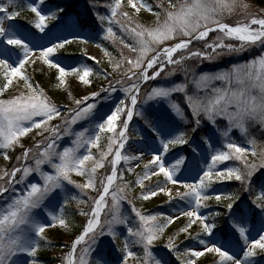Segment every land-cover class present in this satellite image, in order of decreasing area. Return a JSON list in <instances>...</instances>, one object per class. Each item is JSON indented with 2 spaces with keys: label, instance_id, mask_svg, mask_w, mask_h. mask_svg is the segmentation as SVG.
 I'll return each instance as SVG.
<instances>
[{
  "label": "snow or ice",
  "instance_id": "snow-or-ice-1",
  "mask_svg": "<svg viewBox=\"0 0 264 264\" xmlns=\"http://www.w3.org/2000/svg\"><path fill=\"white\" fill-rule=\"evenodd\" d=\"M126 4L131 11L125 10V0H109L103 5L106 15L93 4L103 33L96 48L103 52L109 71L98 69L100 59L86 52L95 64L63 63L67 57L58 53L78 38L75 34L74 39L37 42L32 29L45 33L50 21L63 22L69 15L65 8L56 5L52 10L47 0L0 3V157L9 162L10 153L20 149L15 165L0 167V264H39L42 246H51L46 233L57 228L71 232L77 214L85 222L70 247L65 245L69 250L61 264H114L108 246L120 253L115 264H172L171 257L179 264H198L206 253L214 254L212 264H254L258 251L264 253V143L251 137L249 128L258 124L264 133V8L251 12L246 0H156L154 4L126 0ZM24 11L33 15L28 21L31 28L17 24ZM142 11L151 15L150 22L141 19ZM104 41L114 46L117 55L103 46ZM195 44L202 47L194 48ZM246 52H252L253 58L233 62L226 70L201 68L197 73L183 67L194 58L212 62ZM37 62L39 71L50 79L51 70L55 72L49 90L34 79ZM169 66L173 67L166 72ZM177 68L185 72L183 83L167 79ZM101 75L106 87L83 91ZM149 81L157 86L147 93V100L166 101L169 108L159 110L149 104L137 111L141 85ZM74 86L82 91L79 98ZM49 91L64 92L66 102L57 104ZM117 91L124 97L100 114L98 105ZM174 94H180L181 100L173 102ZM134 116L142 121L140 139L152 153L141 174L134 172L132 162L139 168L144 149L129 144ZM81 121L88 126L81 124V130L75 131L73 125ZM177 121L183 123V130ZM222 121H227L221 132L226 143L217 149L214 145L219 141L214 138ZM233 129L245 137L244 144L231 139ZM69 136L70 145L63 146ZM26 138L30 144L24 143ZM185 145L191 148L187 155L182 154ZM204 145L211 150L210 157L202 151ZM178 147L181 152H172ZM136 151L140 154H133ZM226 161L238 164L220 170ZM126 172L135 180H127ZM192 173V182H187ZM152 177L163 180L147 187L145 181ZM224 181L238 182L240 191L253 196L251 202L237 194H209L210 189L215 191L214 184ZM136 187L139 194L129 199ZM74 191L79 194L73 195ZM161 193L169 203L183 201L185 208L177 215H164L146 212L134 202ZM213 199L217 204L227 201L226 223L231 221L228 234L219 238L215 220L220 213L210 218L200 211ZM72 203L75 210L70 209ZM250 213L262 219L255 236L246 226ZM181 217L187 218L184 226L166 235ZM194 226L199 231L192 235ZM181 235L196 246L186 245L181 251ZM229 235L237 244L243 241L239 251ZM165 237L158 252L157 242Z\"/></svg>",
  "mask_w": 264,
  "mask_h": 264
},
{
  "label": "rangeland",
  "instance_id": "rangeland-1",
  "mask_svg": "<svg viewBox=\"0 0 264 264\" xmlns=\"http://www.w3.org/2000/svg\"><path fill=\"white\" fill-rule=\"evenodd\" d=\"M6 2V0H0V3H4ZM126 3V0H125ZM33 18V15L30 12L24 11L21 14V17L18 18L17 20V24L18 26H26L31 28L30 25H28V21L31 20ZM141 18L145 19V20H149L151 21L152 17L149 13H145V12H141ZM21 22V23H19ZM77 30V25L73 20H69V19H65L63 22L58 21V20H53L49 22V28L45 30V33H39L37 30L32 29L33 32L36 33V39L37 42L40 44H48L50 40H56L57 37H64L67 36L69 39H74V35L76 37H78L77 39H74V42L71 45L66 46L65 50H62L60 53H58V55L60 56H64L67 57V59H65L63 61L64 64H76L77 62H84V63H88L89 65H93L95 64V61L92 60H88L87 56L85 55V52L88 55H92L93 56V51L96 48V44L89 41L88 39H86L85 37H82L81 35H79V32L76 31ZM71 32L68 34V32ZM211 37V36H210ZM88 40L87 44H83L80 43V40ZM100 50V49H99ZM100 52L102 53V56L98 57L97 59H100L101 63L99 65H96V67L98 69H108L110 71L108 62L106 59L103 58V52L100 50ZM256 52H259V49L256 50ZM253 58V53L252 52H246V53H241L239 55L236 56H228V57H223L219 60H215L212 62L209 61H204L205 64H210L212 67L211 69L213 70H217L214 67L220 63H222L224 66H229L230 63L233 62H240L243 63L246 60H249ZM187 64V63H186ZM185 64V65H186ZM184 65V66H185ZM183 66V67H184ZM38 71L34 74V76H41L42 75V81L44 83V87L46 90L50 89V86L53 83L54 80V76H55V72L54 70L52 71V79H50L48 76L42 74L39 69L41 68V65L39 62H37V65L35 66ZM173 66H169L166 69V72L169 71ZM217 68V67H216ZM182 68H177L176 70V74L174 76H176L177 74H183V76L185 75V72H183ZM226 70V69H224ZM30 73H31V69H29ZM45 72L49 71L48 69H44ZM173 77V76H172ZM172 77H167L168 80H170V78ZM113 79H115V76L113 77ZM100 83V85H95L96 83ZM153 81H149L148 83H152ZM160 83L163 84V81H160ZM145 84V85H146ZM107 86L106 81H104L103 76L101 75L99 78H96L93 80V84L90 88H86L83 91H87V92H91L94 90H99V88L101 86ZM99 86V87H98ZM157 86V83L154 85ZM167 86V85H164ZM217 86H219V82H217ZM119 88V86H118ZM142 90V89H141ZM74 92L77 95V98H79V95L82 94L81 89L76 88L74 86ZM13 93L10 92L8 95H12ZM49 95L52 96V98L55 100V102L57 104H64L66 102V95L64 92L61 91H49ZM124 94L121 91H117L116 93H112L111 99L107 100V101H101V104L98 105L100 114H103L105 112L108 111V107L110 105L115 104L116 102H118V98H123ZM173 98V97H172ZM174 102V101H173ZM151 104L152 107L154 109H159V110H163L164 108H169V104L166 101H156V100H151L148 101L147 100V93L144 95L143 97V102H142V107L141 108H137V111H143L145 108L148 107V105ZM53 123H59V121H54ZM141 123L142 121L139 120V117L134 116L133 121L130 122L129 125V132L131 135V139L136 140V142L133 144V149H144L145 155L143 157V159L139 162L140 166L139 168L135 167L136 162H132V167L134 168V172L137 174H141L143 172V168H144V163H146L149 159H151V151L150 148L148 146H146L144 144V142L140 139L141 136L144 135V133L141 131ZM178 125L180 126V129L183 130L184 126L183 123L180 121H177ZM81 124H83L84 126H88L87 122L85 121H81L79 122L77 125H73V129L75 131H80L81 130ZM227 124V121H222L221 125H220V131L216 132L215 138L216 140H218L219 142L216 143L214 146L219 149L222 148L223 145L226 143L225 139L221 136V132L224 130V126ZM236 129H233V131L230 133V137L233 141L239 143L237 141V139H235V133H236ZM239 132V131H238ZM133 133H135V136H133ZM243 140L244 138L241 137ZM71 139L72 137H65L64 140L61 142L63 146H68L71 143ZM130 139V140H131ZM129 140V141H130ZM24 143L30 144L31 140L30 139H25ZM104 143H106V141L102 140V146L104 145ZM158 143V142H157ZM130 144V143H129ZM149 144H151V141H149ZM184 150L182 151L183 155H187V151L188 153L191 152V148L188 147L187 145L183 146ZM186 149V150H185ZM128 151V149H126ZM132 150V149H131ZM95 152V150H93ZM202 151L204 153H206L209 157L211 155V150L207 148V145H204ZM172 152H181V149L175 148L172 149ZM20 153V149H17L15 152L10 153L13 154L11 155L12 158L15 160V157L17 155H19ZM137 155H139V151H136ZM249 159L251 160L252 158L249 157ZM197 161L199 163V167L203 168L205 167L204 164V160L201 157L199 151L197 153ZM123 163V162H122ZM15 164H16V160H15ZM238 164V162L235 161H226L224 164L219 165L220 170H223L225 168V166H234ZM6 163L3 160L2 157H0V167H5ZM7 167V166H6ZM10 169V168H9ZM104 170H101V173H103ZM195 175V173H192L191 176H187V182H192V177ZM125 178L127 180H135V175L133 174H128L127 172L125 173ZM74 179L77 180H81V178L79 177H74ZM157 180H163V177H152L151 180L149 181H145V184L147 187H152L157 183ZM230 184L235 185L236 181H224L221 183H217L214 184L212 186L213 189H215V191H213L212 189L209 190V194L215 196L216 194L219 193H224V194H232L231 193V188L232 186H230ZM140 192V189L138 187L135 188V191L130 193L129 195V199L134 198L135 196H137ZM78 193L77 191H75V194ZM247 194V192H246ZM89 195L91 196H95L96 193L94 192H89ZM137 205V207L143 208V210H145L146 212L149 213H161L164 215H177L179 214V212L185 208V203L183 201H180L179 199H174L171 203L168 202V197L166 195H164L163 193L159 194L156 197H153L152 199L148 200V201H140V200H135L134 201ZM125 207L127 208V202H123ZM227 203V201H222L221 203L217 204V202L213 199L211 201H208V207H204L201 208V214L205 215V216H209L211 218L212 214L214 213H220V209L221 208H225V204ZM89 204H91V201H89ZM258 213H259V209ZM256 221L253 220L252 218V214H249V219L247 221L246 226L251 229V235L255 236L257 230H259V228L261 227V222L262 219L261 217L258 215V219L255 218ZM187 222V218L185 217H181L179 220H177L174 224H172L168 229H167V233L166 235H171L174 234L179 228H181L182 226H184V224ZM224 222V221H223ZM76 224L74 223V227L72 228L71 232H66L62 229H52L49 230L46 234L49 238V240H52L53 242H57L59 244V247H57V251L56 252H51L46 250L45 248L48 247V245L42 246L39 254H38V261L39 264H42L41 258L42 256H49L50 258H58L59 261L58 262H54L52 261L51 263H47V264H61V257L63 256L64 253H66L69 250L70 244H71V240L72 238L78 233L76 231ZM218 229V228H217ZM192 231V235H195L196 232L199 231V227L198 226H194V228L191 230ZM217 231V230H215ZM216 237H222V235L219 232H216ZM108 237L104 238L105 241V245H108ZM123 237H121V241H122ZM207 239H212V238H207ZM179 241H183L184 243L181 246V251H183V247L188 245V246H196V242L195 241H189L186 240L185 237L183 235H181L179 237ZM178 241V243H179ZM166 242V237L165 240L159 241L157 242V246H156V250L159 252L162 250V246L163 243ZM232 246L234 248V250L239 251L240 246L243 245V241H240L239 244H237L234 240H231ZM65 245H68L69 247H66ZM109 248H111V246H108ZM109 250V249H108ZM138 255H142V253L139 252L138 249H136ZM110 252V251H109ZM115 252V251H114ZM115 259L113 258V262L115 264V262H117V257H119L120 255L117 254L119 252H115ZM264 253H260L258 251L257 256L254 258V264H264ZM95 257L93 256L92 259H94ZM214 254H205L204 257H201L198 261V264H212L213 260H214ZM117 260V261H116Z\"/></svg>",
  "mask_w": 264,
  "mask_h": 264
},
{
  "label": "trees",
  "instance_id": "trees-1",
  "mask_svg": "<svg viewBox=\"0 0 264 264\" xmlns=\"http://www.w3.org/2000/svg\"><path fill=\"white\" fill-rule=\"evenodd\" d=\"M23 2L25 4H27L29 2V0H23ZM108 2H109V0H47L49 8H51L52 10H55L56 5H59L63 8H65V10L69 14L67 16V18L73 19L77 24L79 32L82 33L83 36L87 37L91 42H93L95 44L102 43L101 37H102L103 33L99 31L100 23H99L98 19L96 18L97 9L93 8V4L97 5V7L99 9V13L101 15H106L107 10L105 7H103V5L107 4ZM148 2L154 4L156 2V0H148ZM246 2H248L250 4L251 7L249 10L251 12L258 13V12H260V10L262 8H264V0H246ZM125 10L131 11V9L127 8L126 3H125ZM77 14H79L78 17H77ZM141 19L145 20L143 18H141ZM77 20H78V22H77ZM145 21L150 22L149 20H145ZM214 37H215V34H212L211 38H214ZM103 46L107 47L109 49V51H113L114 55H117V53L114 51V46L111 45L109 42L104 41ZM193 47L194 48H201L202 44H195ZM231 64L232 63H230L229 66H224L222 63H220V64L216 65L214 68L217 70H224V69L230 68ZM211 67L212 66L210 64H205L204 61L200 62V61L196 60L195 58L192 60H189L187 62V64L184 66V68H189V69L195 70L197 73L200 72L201 68L207 70ZM110 71H111V69H110ZM34 79L37 82H39L42 87H44V83L42 81V75L41 76L35 75ZM191 79H192V76L189 73L188 80L190 81ZM170 81H174L175 83H183L185 81V75L183 76V74H177L176 76H173L172 78H170ZM156 83L157 82L148 83L142 88V90L140 92V103H138L137 108L142 107L144 95L146 93H148L152 87H155L154 85ZM95 85H100V83L98 82ZM192 88H193V85L189 84V89L191 90ZM172 100L174 102L180 101L181 100L180 94H174ZM249 135L251 137H255L258 142L264 143V133H262L260 125L256 124V125L251 126L249 128ZM235 137H236L235 139H237L239 144L245 143V137H243L240 134V132L236 131ZM241 137H243L244 139L241 140L242 139ZM186 154H188V151ZM11 155H13V154H11ZM5 163H6V166L8 168H11L13 165H15V160L12 158L11 161L5 162ZM230 186H232L231 193L240 195L241 198H246L247 203H250L251 200L253 199V196L250 195L249 193L246 194V192L240 191V185L238 182H236L235 185L230 184ZM254 191H258V189H254ZM72 194L78 195L79 193L75 194V191H74ZM81 198L87 199V197H81ZM70 209L75 210L76 204L72 203L70 205ZM219 211H220V215L218 217H216V220H215V222L217 224V228H218L216 232L224 233L223 234V236H224L226 231H227V228L225 226V223H226L225 221L227 220L229 214H228L226 208H221ZM256 212H258L257 209H256ZM73 220L77 226L76 231L79 233L81 231V225L85 222V217L79 216L77 214L73 217ZM49 241H50L51 246H48L45 249L48 251H51V252H56L58 249L57 247H59V244L57 242H53L52 240H49ZM108 249L110 251L109 252L110 257L113 259V257L116 255V253L114 251H112L111 248L108 247ZM117 254L120 255V253H117ZM40 258H41L42 264H47L49 262L51 263L52 261H54V262L59 261L58 258L54 259V258H50L49 256H42ZM262 258H264V257H262ZM171 260H172V264H179V261H176L175 257H171Z\"/></svg>",
  "mask_w": 264,
  "mask_h": 264
},
{
  "label": "bare ground",
  "instance_id": "bare-ground-1",
  "mask_svg": "<svg viewBox=\"0 0 264 264\" xmlns=\"http://www.w3.org/2000/svg\"><path fill=\"white\" fill-rule=\"evenodd\" d=\"M93 56H96V57L98 58V57L102 56V53L100 52L99 49H94V51H93ZM128 151H129L130 153H132V150H131V149H128ZM133 154H136V155H137L136 152L133 153ZM133 162H134V161H133Z\"/></svg>",
  "mask_w": 264,
  "mask_h": 264
},
{
  "label": "water",
  "instance_id": "water-1",
  "mask_svg": "<svg viewBox=\"0 0 264 264\" xmlns=\"http://www.w3.org/2000/svg\"><path fill=\"white\" fill-rule=\"evenodd\" d=\"M211 35V34H210ZM143 86V84L141 85V87Z\"/></svg>",
  "mask_w": 264,
  "mask_h": 264
}]
</instances>
